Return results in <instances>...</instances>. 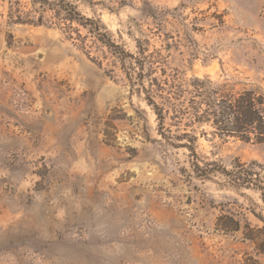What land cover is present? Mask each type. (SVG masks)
Masks as SVG:
<instances>
[{"label": "rangeland", "instance_id": "rangeland-1", "mask_svg": "<svg viewBox=\"0 0 264 264\" xmlns=\"http://www.w3.org/2000/svg\"><path fill=\"white\" fill-rule=\"evenodd\" d=\"M72 1L125 50L140 42L158 69L146 62L132 83L138 66L81 26L0 0V264H264L241 231L214 226L223 212L261 224L259 192L194 177L145 99L163 106L170 75L188 89L204 75L264 87V0ZM187 128L205 160L264 164V142Z\"/></svg>", "mask_w": 264, "mask_h": 264}, {"label": "trees", "instance_id": "trees-1", "mask_svg": "<svg viewBox=\"0 0 264 264\" xmlns=\"http://www.w3.org/2000/svg\"><path fill=\"white\" fill-rule=\"evenodd\" d=\"M36 2L42 11H45V7L53 12V17L59 25L63 24L70 30L75 23L120 60L130 58L140 70L136 76L126 72L132 83L141 81L145 76L142 71L146 62H149L152 72L158 69L157 65H153L156 61L152 60V54L147 53V48L140 42L136 44L137 53L125 50L111 38L100 20L81 14L72 0H32L33 4ZM42 21L43 15L40 14L32 22ZM74 29L78 33V29ZM159 58L163 59L161 54ZM160 70L161 74L165 75V69ZM151 80L157 81L155 77ZM175 81L174 75L166 76L163 80L169 87L163 106L149 94L145 96L146 102L156 115L158 134L169 145L188 150L189 170L194 177L204 180L220 174L227 184L235 189L250 188L258 191L264 202V164L256 160L247 163L237 159L227 168L217 160H205L196 151L193 129L187 128L194 124H208L212 127V132L220 137H234L245 142H264V87L244 84L237 88L232 79L213 80L209 75L193 76L189 82L190 89L183 88ZM166 119L170 120L168 126L165 125ZM181 124L185 128L173 133L170 127L179 128ZM251 212L261 224L252 225L243 213L234 215L231 212H223L216 217L214 226L224 233L241 231L242 237L252 243L256 254L264 257V216L254 210ZM244 264L261 263L257 258L247 255Z\"/></svg>", "mask_w": 264, "mask_h": 264}]
</instances>
